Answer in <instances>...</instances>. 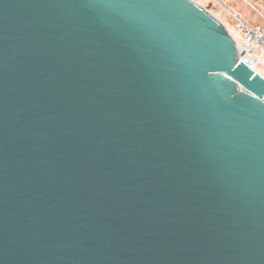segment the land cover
Returning a JSON list of instances; mask_svg holds the SVG:
<instances>
[{
    "label": "water",
    "instance_id": "1",
    "mask_svg": "<svg viewBox=\"0 0 264 264\" xmlns=\"http://www.w3.org/2000/svg\"><path fill=\"white\" fill-rule=\"evenodd\" d=\"M194 0H0V264H264V76Z\"/></svg>",
    "mask_w": 264,
    "mask_h": 264
},
{
    "label": "rangeland",
    "instance_id": "2",
    "mask_svg": "<svg viewBox=\"0 0 264 264\" xmlns=\"http://www.w3.org/2000/svg\"><path fill=\"white\" fill-rule=\"evenodd\" d=\"M209 10L228 29L238 44L243 43L238 13L242 21L249 25L264 27V1L263 0H194ZM240 3L242 11L236 9ZM232 7L234 9H232Z\"/></svg>",
    "mask_w": 264,
    "mask_h": 264
},
{
    "label": "built area",
    "instance_id": "3",
    "mask_svg": "<svg viewBox=\"0 0 264 264\" xmlns=\"http://www.w3.org/2000/svg\"><path fill=\"white\" fill-rule=\"evenodd\" d=\"M243 43L238 44L239 58L264 76V27L249 25L240 16Z\"/></svg>",
    "mask_w": 264,
    "mask_h": 264
},
{
    "label": "crops",
    "instance_id": "4",
    "mask_svg": "<svg viewBox=\"0 0 264 264\" xmlns=\"http://www.w3.org/2000/svg\"><path fill=\"white\" fill-rule=\"evenodd\" d=\"M238 1H239V0H238ZM263 1H264V0H263ZM236 4H237V3H236ZM241 5H242V4H241ZM241 5H240V3H238V4H237V7H235V10H236V9H237V10L240 9V10L242 11L243 8H241ZM232 9H234V8L232 7ZM238 16H240L239 13H238Z\"/></svg>",
    "mask_w": 264,
    "mask_h": 264
},
{
    "label": "bare ground",
    "instance_id": "5",
    "mask_svg": "<svg viewBox=\"0 0 264 264\" xmlns=\"http://www.w3.org/2000/svg\"><path fill=\"white\" fill-rule=\"evenodd\" d=\"M238 51H239V49H238Z\"/></svg>",
    "mask_w": 264,
    "mask_h": 264
}]
</instances>
